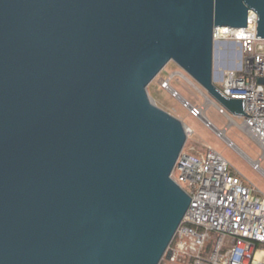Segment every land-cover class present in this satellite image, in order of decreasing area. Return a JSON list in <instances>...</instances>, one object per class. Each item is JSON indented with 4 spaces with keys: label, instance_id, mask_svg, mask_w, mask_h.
Listing matches in <instances>:
<instances>
[{
    "label": "water",
    "instance_id": "water-1",
    "mask_svg": "<svg viewBox=\"0 0 264 264\" xmlns=\"http://www.w3.org/2000/svg\"><path fill=\"white\" fill-rule=\"evenodd\" d=\"M250 11L264 39V0H0V264H161L188 136L148 88L173 62L251 117L213 38Z\"/></svg>",
    "mask_w": 264,
    "mask_h": 264
},
{
    "label": "built area",
    "instance_id": "built-area-1",
    "mask_svg": "<svg viewBox=\"0 0 264 264\" xmlns=\"http://www.w3.org/2000/svg\"><path fill=\"white\" fill-rule=\"evenodd\" d=\"M258 16L250 11L247 28H216L214 41L222 44L225 55L219 66L222 80L218 90L228 99L245 100V112L251 117L235 116L193 84L206 96L208 104L192 105L172 87L173 75L161 82V88L183 104L190 115L235 146L227 137L234 117L243 119L238 125L253 140L258 141L261 157L251 164L262 172L264 162V39L257 38ZM222 51V50H221ZM224 65L228 68H224ZM233 66L234 69H230ZM210 105L229 119V125L219 130L206 113ZM188 139L194 131L187 125ZM224 133V134H223ZM225 138V139H224ZM188 141V140H187ZM229 142V143H228ZM191 197V206L178 229L162 262L165 264H264V193L241 174L235 173L224 156L208 148L203 156L181 153L171 175ZM212 235L216 236L208 251Z\"/></svg>",
    "mask_w": 264,
    "mask_h": 264
},
{
    "label": "rangeland",
    "instance_id": "rangeland-1",
    "mask_svg": "<svg viewBox=\"0 0 264 264\" xmlns=\"http://www.w3.org/2000/svg\"><path fill=\"white\" fill-rule=\"evenodd\" d=\"M225 50L221 47L220 51ZM220 55V54H218ZM222 56H218V64H220ZM181 74L190 79L195 86H198L206 96L214 99L202 86L195 82L188 74H186L178 65L171 62L165 70L151 83L148 88L149 95L158 107L171 113L180 119L185 125L189 126L194 135L191 136L185 146L187 153L203 156L208 148H213L221 153L228 163L232 166L235 173L241 174L246 180L256 185L264 193V174L254 170L251 160L256 161L262 155V150L258 141L251 139L238 126L243 123V119L234 117L237 125H231L227 131V137L235 145V148L228 146L225 140L218 137L216 132L209 130L203 121L193 118L189 111L184 108L180 100L174 99L169 92L161 88V82L173 75L172 87L177 90L180 95L188 100L192 105L202 106L208 104L206 96L202 94L192 83L185 79ZM220 85L219 82H217ZM207 118L219 129L223 130L229 125V119L222 116L214 105H210L206 113ZM264 170V162L262 163ZM208 251H211L216 241V236L212 235ZM161 264H165L161 262Z\"/></svg>",
    "mask_w": 264,
    "mask_h": 264
},
{
    "label": "bare ground",
    "instance_id": "bare-ground-1",
    "mask_svg": "<svg viewBox=\"0 0 264 264\" xmlns=\"http://www.w3.org/2000/svg\"><path fill=\"white\" fill-rule=\"evenodd\" d=\"M218 54H220L222 57L225 55V52H223V51H220V50H218V53H217V61H218V56H220V55H218ZM220 65V64H219ZM185 131H186V134H188V132H187V130H186V128H185ZM224 134V133H223ZM225 139V138H224ZM226 140V139H225ZM229 143V142H228ZM233 148H235V146H233Z\"/></svg>",
    "mask_w": 264,
    "mask_h": 264
}]
</instances>
